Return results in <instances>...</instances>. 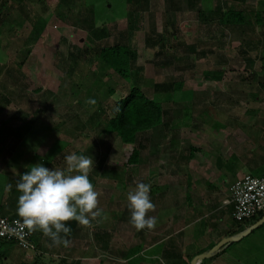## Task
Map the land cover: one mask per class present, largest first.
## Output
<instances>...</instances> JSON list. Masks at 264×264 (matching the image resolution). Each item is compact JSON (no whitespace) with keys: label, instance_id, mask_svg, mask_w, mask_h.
Segmentation results:
<instances>
[{"label":"rangeland","instance_id":"obj_1","mask_svg":"<svg viewBox=\"0 0 264 264\" xmlns=\"http://www.w3.org/2000/svg\"><path fill=\"white\" fill-rule=\"evenodd\" d=\"M172 1L149 0L147 9L132 19L135 28L131 34L126 32L131 23L126 17L127 0H7L5 7L0 5V107L8 104L0 109V119L14 124L3 137L22 140L18 144L23 153L36 151L34 154L43 158L53 154L60 170L65 169L64 156L68 154L80 152L92 157L89 179L99 194L98 207L103 209L102 216L91 219L89 225L77 224L66 237L68 246L38 244L35 254L25 251L30 256L24 264H145L130 258L138 248L139 257L144 259L148 230H136L130 224L127 193L141 182L150 189L164 183L178 189L180 196L183 190L194 197L200 189L209 188L211 180L203 178L200 169H209L208 154L215 142L224 146L227 140L235 141L239 135L233 136L232 128L240 130V123L260 113L258 108L264 104V44L259 42L258 47L245 51L246 40L256 43L264 37L263 25L251 21L236 31L211 19L204 24L198 9L212 8L218 0ZM233 2L240 8L259 9V0ZM170 6V12H165ZM91 7L97 25L108 33L97 40L100 45L129 44L136 51L135 63L143 68L144 79L183 82L182 91L176 93L145 89L162 102L168 133L161 140L152 132L139 136L144 149L137 165L125 164L139 143L123 144L114 134L99 135L100 119L88 122L98 105L110 114L127 90L117 74L100 68L93 50L82 52L93 43L88 29L78 26L82 24L78 16L88 15ZM60 10L68 16L60 17ZM40 17L47 25L34 38L33 25ZM150 32L153 38L164 36L166 56L172 57L155 55L159 46L146 42ZM245 57L254 59L252 67L247 66ZM109 87L114 94L108 92ZM90 98L96 101L94 105L87 102ZM191 146L204 149L196 161L184 159ZM222 184L225 186V181ZM150 197L152 201L153 194ZM262 230L245 236L228 253L262 258L258 247L262 246L259 241H264ZM261 258L257 264L264 263Z\"/></svg>","mask_w":264,"mask_h":264},{"label":"crops","instance_id":"obj_2","mask_svg":"<svg viewBox=\"0 0 264 264\" xmlns=\"http://www.w3.org/2000/svg\"><path fill=\"white\" fill-rule=\"evenodd\" d=\"M258 10L264 13V0H259ZM262 25L264 27V23ZM3 106L1 105L2 108ZM259 111L258 115H250L248 120L240 123L241 131L232 128V133H235L233 136L239 135L235 141L227 140L224 146L218 142L213 145L212 152L208 154L209 169H200L203 178L211 180L207 183L209 188L200 189L201 191L195 193L194 197L185 190L180 196L178 189L176 191L175 187H167L164 183L162 185L156 183L150 189V194H153L152 203L160 196L159 201L153 203L154 210L149 212L150 216L155 217L156 224L154 228L147 229L144 259L139 257L138 248L130 258L135 259L136 263L143 260L145 264H165L164 261H168L169 264L191 263L196 255L209 251L221 239L231 236L230 232L237 229L238 225L232 218L233 207L228 202L229 186L247 173L264 175V104L258 108ZM2 112L0 110V115ZM12 126L14 124L8 119H0V127L6 128L0 129V214L23 221L17 214V199L20 193L15 185L18 177L28 171V165L36 163L42 162L49 169L56 168L57 158L50 156L43 158L39 153L34 154L36 151L31 154L23 153L19 147L22 140L11 141L3 137L5 132L13 128ZM223 147L225 151L222 150ZM197 148L198 151L193 157L195 161L198 158L197 154L205 153L201 146ZM200 166L201 163L199 168ZM222 181H225V186ZM175 193L177 199L173 200ZM174 210L177 212L169 216L168 212ZM251 223L249 220L243 231L249 228ZM258 228L264 229V224ZM30 231L35 244H53L42 231ZM243 239L244 237L236 243L225 245L203 264H257L261 256L256 254L240 256L237 251L228 253L229 248ZM259 243L262 246L258 247L264 254V241L260 240ZM27 255L29 253H25L15 243L0 239V264H24ZM261 259L264 260V256Z\"/></svg>","mask_w":264,"mask_h":264},{"label":"trees","instance_id":"obj_3","mask_svg":"<svg viewBox=\"0 0 264 264\" xmlns=\"http://www.w3.org/2000/svg\"><path fill=\"white\" fill-rule=\"evenodd\" d=\"M172 1V0H171ZM194 0H189L193 2ZM229 1V2H228ZM243 3L244 0H238ZM129 4V9L126 13V17L131 21L128 30V34L132 33L135 25L132 20L134 17H137L140 11L147 9L149 0H127ZM173 2V1H172ZM233 0L221 1L218 0L217 4L212 8H199L198 16H200L204 24L209 22V20L217 21L220 25L235 29L236 31L243 30V26L249 25L254 18V23L262 24L264 23V13L262 10L254 11L252 9L240 8L238 5H235ZM7 0H0L1 7H5ZM146 5V6H144ZM173 9L175 8L172 5ZM171 6L167 8L165 12L169 13ZM57 14L65 18L68 16V13L63 12V10L58 11ZM81 18L82 24L78 25L81 28L88 29V32L91 35V43L93 46L91 49L84 47L85 49L82 52H90L93 50V54L97 57L100 68L112 70L117 74L124 82L126 83V95L119 98L115 102V107L110 114L106 113L103 110V107L98 105L93 114L89 117L88 122H93L95 118L100 119L99 123V135L103 132L105 134H114L123 144H136L138 138L141 134L146 132H152L155 134V138L164 139L168 133V125L165 122V111L164 106L160 100L156 97H151L148 95L149 89L153 93H169L170 91L176 93L177 91H182L183 82L182 81H173V82H154L152 80L144 79L142 75L143 68L136 66V51L129 45L125 43H114V44H105L100 45L97 40L104 39L108 36L107 29L105 27H100L97 25V21L94 16V10H88V15L82 16L79 14L78 19ZM47 25V20L44 17H40L33 25V32L35 36H40V34L45 30ZM155 25V24H153ZM155 26H152L151 32H155ZM151 32L146 35V42L149 46L155 47L159 46L158 51L156 52L157 57L162 55L166 56V45L164 43V36L158 34L157 38H153ZM264 34V31L262 32ZM174 36L175 33L172 32ZM264 36V35H263ZM93 38V39H92ZM96 40L98 43H96ZM261 40V41H260ZM259 41L254 43V41L247 42V49L245 54L249 50H253L258 47L257 43H264V37ZM170 47V46H169ZM192 48V47H190ZM166 56L165 58H170ZM247 66L252 67L254 65V59L252 57H245ZM108 92L114 94V89L109 87ZM8 104L4 105L7 106ZM2 107H0L1 109ZM79 120V119H78ZM153 136V135H152ZM159 140V139H158ZM173 140V139H172ZM171 140V141H172ZM140 146H135L132 151L129 153L126 164L137 165L142 162L141 151L144 149V145L139 143ZM198 151L197 147L191 146L188 155L184 157L186 161L193 159L195 152ZM79 154H83L80 153ZM53 154H50V157H53ZM124 165V166H125ZM123 166V168H124ZM188 186H191L190 180ZM264 214H260L257 217L251 219V224L253 225L258 218L262 217ZM234 220V219H233ZM235 224L238 225V228L230 232L229 235L233 236L238 234L240 231L244 230V225L248 224V221L237 222L234 220ZM71 226V232H74V229L77 227L76 221L67 222ZM252 230L251 232H253ZM31 232V231H30ZM32 236V233H31ZM96 237L99 236L98 233L95 234ZM2 240V239H1ZM5 241V240H4ZM32 241H34L32 237ZM11 242V241H8ZM37 248L38 245L36 244ZM104 247H106L104 245ZM212 257V256H211ZM210 257V258H211ZM209 258L204 259L200 264H203ZM190 264V262L186 263Z\"/></svg>","mask_w":264,"mask_h":264},{"label":"clouds","instance_id":"obj_4","mask_svg":"<svg viewBox=\"0 0 264 264\" xmlns=\"http://www.w3.org/2000/svg\"><path fill=\"white\" fill-rule=\"evenodd\" d=\"M89 104L96 101L89 99ZM65 169H49L42 162L28 165V171L16 181L17 214L30 230H39L54 245L68 246L71 232L69 221L87 226L91 219L101 217L98 192L89 179L94 160L85 154L64 156ZM11 187V185H9ZM150 185L138 183L127 193L130 224L136 230L155 227V217L148 215L155 205L150 197Z\"/></svg>","mask_w":264,"mask_h":264},{"label":"built area","instance_id":"obj_5","mask_svg":"<svg viewBox=\"0 0 264 264\" xmlns=\"http://www.w3.org/2000/svg\"><path fill=\"white\" fill-rule=\"evenodd\" d=\"M232 218L244 222L264 214V175L247 173L229 186ZM0 239L15 243L23 251L35 254L36 244L22 220L0 214Z\"/></svg>","mask_w":264,"mask_h":264},{"label":"water","instance_id":"obj_6","mask_svg":"<svg viewBox=\"0 0 264 264\" xmlns=\"http://www.w3.org/2000/svg\"><path fill=\"white\" fill-rule=\"evenodd\" d=\"M262 224H264V215L257 222H255L253 225H251L249 228H247L242 233H240L238 235L225 237V238L221 239L216 245H214L209 251L196 255L191 260L190 264H200V262L202 260L211 257L215 252L220 250L225 245H228L230 243H233V242H236V241L242 239L243 237L248 235L252 230L257 229Z\"/></svg>","mask_w":264,"mask_h":264}]
</instances>
